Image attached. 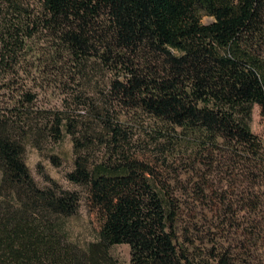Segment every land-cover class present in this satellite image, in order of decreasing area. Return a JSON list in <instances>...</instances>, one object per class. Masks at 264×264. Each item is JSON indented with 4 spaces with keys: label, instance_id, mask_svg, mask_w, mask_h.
<instances>
[{
    "label": "trees",
    "instance_id": "trees-1",
    "mask_svg": "<svg viewBox=\"0 0 264 264\" xmlns=\"http://www.w3.org/2000/svg\"><path fill=\"white\" fill-rule=\"evenodd\" d=\"M51 85L63 106L38 104ZM256 104L264 116V0H0V264H118L123 243L130 264H264ZM65 134L85 197L25 162ZM179 158L239 173L218 222L184 220L163 171ZM83 199L100 226L84 247L64 229Z\"/></svg>",
    "mask_w": 264,
    "mask_h": 264
},
{
    "label": "rangeland",
    "instance_id": "rangeland-1",
    "mask_svg": "<svg viewBox=\"0 0 264 264\" xmlns=\"http://www.w3.org/2000/svg\"><path fill=\"white\" fill-rule=\"evenodd\" d=\"M38 92L40 95L39 105L49 108L63 106L61 89L51 85L50 88L38 89ZM144 126L148 131H151V128L154 127L152 121L148 119L144 121ZM251 130L264 141V116L261 114L260 107L257 104L252 112ZM149 134L139 131V135H137L138 142L140 146L144 147V152L158 155L157 150L148 143L150 141ZM24 158L38 185L46 186L48 184L47 176H50L65 188L82 191L83 197H85L84 188L72 183L67 178V173L74 167L75 159L74 144L70 134H65L58 142L46 143L42 149L28 144ZM172 159L170 158L169 160L172 161ZM207 164L205 165L203 162L192 165V162L185 163L179 158L172 163V167L163 168L167 179L175 190L176 196L183 203V218L188 224L194 217L202 221H205L206 218L214 220L212 218L215 212L214 201L222 200L227 193L229 194L228 191L223 193V190H226L227 186H231L230 183L234 179H239V173H233L228 168H224L221 171L207 169ZM202 173H204V178L207 181L204 183L205 185H202V188H199L196 182ZM204 178L203 181H205ZM240 178L242 179L241 176ZM260 201V205H264V194ZM262 208L264 210V206ZM262 208L260 207V209ZM259 213L262 215L261 210ZM218 215L219 212H217L216 216ZM216 216V221H214L218 222L219 219H216ZM64 223V229L68 233L69 238L83 247L98 238L99 221L96 213L88 208L85 199L82 200L78 212L66 218ZM206 226L205 229L208 230L209 225ZM260 228L264 233V223L260 225ZM260 242L264 243L263 240H260ZM110 254L117 259L118 264H130V247L128 244L113 245L110 248Z\"/></svg>",
    "mask_w": 264,
    "mask_h": 264
}]
</instances>
